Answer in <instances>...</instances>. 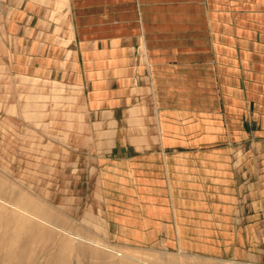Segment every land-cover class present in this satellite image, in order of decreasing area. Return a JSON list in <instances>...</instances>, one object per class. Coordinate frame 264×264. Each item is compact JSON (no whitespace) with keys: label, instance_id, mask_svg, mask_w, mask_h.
<instances>
[{"label":"rangeland","instance_id":"obj_1","mask_svg":"<svg viewBox=\"0 0 264 264\" xmlns=\"http://www.w3.org/2000/svg\"><path fill=\"white\" fill-rule=\"evenodd\" d=\"M7 1L0 264H264V0H199L217 27L197 32L228 73L205 104L192 93L198 107L164 112L152 93L93 109L90 84L35 52L34 22Z\"/></svg>","mask_w":264,"mask_h":264},{"label":"crops","instance_id":"obj_2","mask_svg":"<svg viewBox=\"0 0 264 264\" xmlns=\"http://www.w3.org/2000/svg\"><path fill=\"white\" fill-rule=\"evenodd\" d=\"M6 7L13 14H29L37 30L35 52L43 51L45 61H68L90 84L93 109L103 93L116 108L123 105L119 101L142 100L144 93L153 94L157 112L196 108L190 94L200 95L205 104L214 72L221 81L228 73V53L209 48L210 36L197 32L217 27L199 0H8ZM221 41L228 45V38ZM53 45L62 47L60 56H50ZM121 92L128 93L126 98ZM140 105L145 108L142 103L128 108Z\"/></svg>","mask_w":264,"mask_h":264}]
</instances>
